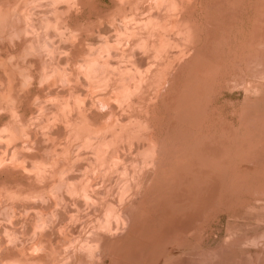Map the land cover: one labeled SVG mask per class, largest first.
<instances>
[{
    "label": "rangeland",
    "instance_id": "obj_1",
    "mask_svg": "<svg viewBox=\"0 0 264 264\" xmlns=\"http://www.w3.org/2000/svg\"><path fill=\"white\" fill-rule=\"evenodd\" d=\"M0 264H264V0H0Z\"/></svg>",
    "mask_w": 264,
    "mask_h": 264
}]
</instances>
